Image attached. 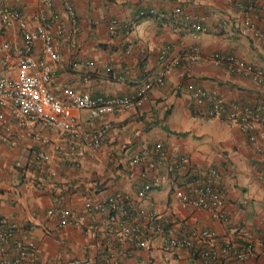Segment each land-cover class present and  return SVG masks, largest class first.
<instances>
[{"label":"crops","instance_id":"obj_1","mask_svg":"<svg viewBox=\"0 0 264 264\" xmlns=\"http://www.w3.org/2000/svg\"><path fill=\"white\" fill-rule=\"evenodd\" d=\"M70 2L75 23L63 0H52L51 7L46 0L7 1L29 20L42 19L54 35L62 57L52 65L57 85L94 96H132L147 75L161 72L162 50L188 56L198 47L199 59L190 68L187 64L176 68L164 85L154 88L143 107L99 119H91L87 111L78 112L89 131L104 132L100 148L92 150L85 143L75 148L71 135L37 124L36 134L50 141L44 145L12 124L7 142L0 134V218L19 226L20 239L37 243L40 261L93 258L96 264H198L188 249L167 259L161 239L149 249L136 248L120 235L119 213L86 208L87 202L122 192L127 203L157 211L172 236L207 229L234 240L243 225L257 250V258L244 264H264V125L256 127L252 142L237 123L209 118L205 107H197L190 90L194 85L208 92L217 89L228 105L264 106V81L233 73L228 63L213 60L216 54L234 56L264 73V0ZM245 7L252 11L246 13ZM256 15L259 36L245 25L248 17ZM113 22L118 23L115 31ZM195 24L204 30L198 31ZM125 25L131 26L130 33ZM10 40H20L18 30L10 31L0 23V59L8 64L2 75L16 77L17 58L3 50ZM34 54H42V43L36 44ZM157 144L164 146L165 158L153 152ZM39 150L50 156L43 169L32 164ZM136 155L143 157L141 163H134ZM181 157L196 169H171ZM150 162L157 164L156 171L150 170ZM212 168L221 176L229 224L211 211L181 203L175 195L190 176L203 179ZM156 176L162 182L145 198L139 197L138 191ZM60 208L72 211L79 226L60 227L59 218L49 214ZM90 225L96 227L97 239L89 235Z\"/></svg>","mask_w":264,"mask_h":264},{"label":"built area","instance_id":"obj_2","mask_svg":"<svg viewBox=\"0 0 264 264\" xmlns=\"http://www.w3.org/2000/svg\"><path fill=\"white\" fill-rule=\"evenodd\" d=\"M8 0H0V23L8 30H18L20 40H10L3 45V50L13 52L17 58L16 77L2 75L7 68L6 61L0 59V134L4 142L8 141L11 125L15 124L24 130L28 137L39 140L44 145L49 144L48 139H42L36 134L37 124L59 133H66L75 139V148L85 143L89 149H97L104 139L103 131H89L86 122L77 114L87 111L91 119H99L109 114H118L129 109L143 107L148 101L156 86H162L165 79L176 68L196 62L199 59L198 47L192 49L188 56L170 55L169 49L160 53L163 63L161 72L156 76L147 75V80L132 96L98 95L94 96L88 91L66 87L54 83L52 74L53 63H59L62 57L55 43V37L42 19L29 20L25 14L12 9ZM64 7L76 22V12L70 0H63ZM48 7L52 0H46ZM244 11H252L245 7ZM180 13L181 9H177ZM55 18H58L55 15ZM248 17L245 21L246 29H250L259 36V17ZM189 19V18H188ZM264 20V19H263ZM191 21V20H190ZM118 23L113 22L111 30L115 31ZM198 31L204 30L202 26L194 25ZM128 33L130 25H125ZM17 33V32H16ZM42 43V54L35 56L37 43ZM76 47V43L73 44ZM185 59L188 63H184ZM213 60L217 64L228 63L230 71L245 76L255 77L264 81V73L245 61L234 56L216 54ZM91 65H94L91 63ZM146 73V72H145ZM192 97L198 108L205 107V114L209 118L224 117L229 122L237 123L241 130L247 134L252 142L256 141V127L264 125V106L262 104L249 106L243 104L228 105L219 90L208 92L200 86H190ZM153 152L162 158L167 153L162 144H157ZM50 156L45 151L34 153L32 164L35 168L43 169ZM134 163H141L143 157L136 155ZM151 171L157 170V164L150 162ZM171 169L177 172L191 170L196 167L185 157L173 163ZM56 175L55 172L52 173ZM190 182L177 189L176 198L185 205L208 210L224 223H230L226 212L227 202L222 192L221 176L215 168L206 171V177L199 179L195 176ZM162 182L159 176L154 177L153 183L145 184L138 191L142 199ZM89 212L101 214L119 213L117 226L120 235L133 243L136 248L149 249L156 239L163 242V251L169 259L176 252L188 249L198 264H244L257 258V250L253 241L246 235L243 225L237 228L236 239L220 237L212 230H193L190 235L172 236L162 222L161 216L155 210L146 209L138 204L126 202L122 192H117L108 199L99 202H87ZM50 215L59 218V226H79L72 211L60 208L50 211ZM19 226L6 219L0 218V264H96L95 259L85 258L75 261L45 262L37 258L38 245L33 240H22L17 236ZM93 239L98 238V231L94 225L87 227Z\"/></svg>","mask_w":264,"mask_h":264}]
</instances>
